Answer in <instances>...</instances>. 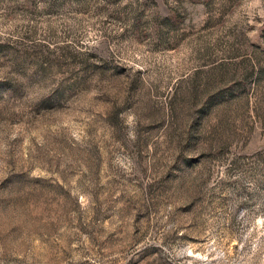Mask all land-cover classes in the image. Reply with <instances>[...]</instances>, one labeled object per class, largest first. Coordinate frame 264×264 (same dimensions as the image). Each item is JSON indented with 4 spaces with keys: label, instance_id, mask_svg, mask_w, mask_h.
Returning a JSON list of instances; mask_svg holds the SVG:
<instances>
[{
    "label": "rangeland",
    "instance_id": "obj_1",
    "mask_svg": "<svg viewBox=\"0 0 264 264\" xmlns=\"http://www.w3.org/2000/svg\"><path fill=\"white\" fill-rule=\"evenodd\" d=\"M0 264H264V0H0Z\"/></svg>",
    "mask_w": 264,
    "mask_h": 264
}]
</instances>
